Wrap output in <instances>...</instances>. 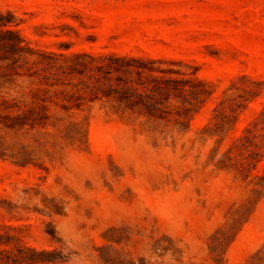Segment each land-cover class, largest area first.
Here are the masks:
<instances>
[{
  "label": "rangeland",
  "instance_id": "374dc122",
  "mask_svg": "<svg viewBox=\"0 0 264 264\" xmlns=\"http://www.w3.org/2000/svg\"><path fill=\"white\" fill-rule=\"evenodd\" d=\"M0 11L24 39L9 58H42L28 45L170 59L161 66L204 98L177 120L104 99L49 103L33 124L0 119V264H264V0H0ZM33 80L0 78V94L23 107Z\"/></svg>",
  "mask_w": 264,
  "mask_h": 264
},
{
  "label": "trees",
  "instance_id": "16d2710c",
  "mask_svg": "<svg viewBox=\"0 0 264 264\" xmlns=\"http://www.w3.org/2000/svg\"><path fill=\"white\" fill-rule=\"evenodd\" d=\"M7 14L11 17L10 12ZM9 21L0 11V78L23 74L33 77L36 83L30 89L31 101L23 107L19 106L17 100L6 99L0 94V119L9 126L26 122L33 124L48 117L49 103L69 111L104 99L113 102L116 110L122 112H136L147 118L168 120L174 113L177 120L186 117L204 101L200 91L186 87L190 79L173 75H181L182 72L161 66L162 63L175 62L170 59L142 58L113 52L99 55L88 52L64 54L34 50L28 45L26 49L36 51L42 58L29 60L21 54L9 58L7 48L12 55L25 48L19 30L9 27ZM9 36L12 42L7 41ZM5 60L9 62L3 63ZM18 68H22L23 72H19ZM193 79L198 86L205 85L197 76ZM206 94L209 95L210 91L206 90ZM172 96L179 97L181 101L174 109L166 104ZM13 107L18 112L12 113ZM261 114L260 129H264V110ZM257 136L254 133L252 138ZM243 138L252 141L251 137Z\"/></svg>",
  "mask_w": 264,
  "mask_h": 264
}]
</instances>
